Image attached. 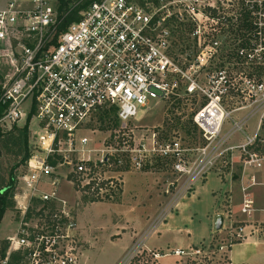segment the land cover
Segmentation results:
<instances>
[{
  "label": "built area",
  "instance_id": "obj_1",
  "mask_svg": "<svg viewBox=\"0 0 264 264\" xmlns=\"http://www.w3.org/2000/svg\"><path fill=\"white\" fill-rule=\"evenodd\" d=\"M82 1L79 19L62 31L57 0H29L28 7L10 1L0 8V68L6 70L0 127L22 121L33 135L14 186L19 222L0 264H79L78 203L70 205L61 194L60 179L84 199L86 193L112 200L121 190L118 175L160 159L170 163L172 179L163 184L158 222L211 174L226 175L236 179L245 218L230 232L239 240L264 239V208L256 207L251 189L260 184L256 174L264 166V73L253 71L264 67V0H243L237 14L218 0ZM151 99L189 102L201 143L188 147L180 135L161 140L155 131L125 130ZM111 108L120 126L111 128L102 148L90 147L85 125ZM251 118L253 132L246 135ZM237 134L239 142L233 141ZM225 196L221 213L227 219L233 199ZM257 211L261 220H254ZM149 252L148 264H158L163 253ZM214 252L208 244L168 251L190 262ZM142 253L130 249L125 260Z\"/></svg>",
  "mask_w": 264,
  "mask_h": 264
},
{
  "label": "rangeland",
  "instance_id": "obj_2",
  "mask_svg": "<svg viewBox=\"0 0 264 264\" xmlns=\"http://www.w3.org/2000/svg\"><path fill=\"white\" fill-rule=\"evenodd\" d=\"M68 2H69V6L74 7L84 1L68 0ZM242 2L243 0H231V2H228L226 0H218L217 4L220 7L229 6V8H231L233 13L237 14L240 7L242 6ZM58 5L59 3L56 6ZM180 37L182 38V35ZM185 43L186 44L188 43V40L186 38H185ZM254 69L255 68H253V71L258 72V75H262L264 73V67H258L257 70ZM5 71L6 70L3 67L0 68V83L3 81L2 74ZM203 76L205 75L203 74ZM203 76H201V79L204 81ZM186 103L187 104H185L184 102H178V104L174 106L172 104H167L164 102L154 103V100L151 99L149 108L146 110H141L133 120L127 123V125L125 126V130L132 128L135 131L138 130V132L139 130L155 131L161 140L171 139L172 137L180 135L182 136L183 143L186 146L195 147L201 143V137L198 132V129L191 121L190 112L187 110L189 102ZM200 103H202V99L197 100V102L192 104L191 107L194 108ZM243 112L244 111H241L240 114H242ZM100 115H101L100 112L95 114V116L92 117L89 120V122L85 125V130L82 132L83 135L87 136L90 139L89 142L90 147L102 148L104 144L109 140L108 138H109V134L111 133V129H105L104 127L108 123V118L112 117V114H109L108 118L105 116L99 118ZM254 124H255V120L254 118H251L249 124H247V127L245 129L246 135H250L253 132ZM117 126H120L119 122ZM13 127L14 128L11 127L10 129L1 132L2 136L0 139V186L2 185V183L4 184L8 181L10 170L14 165L16 166L14 170L15 180L25 170L24 163L22 162L23 152L20 151L21 145L18 143V139L21 138L20 130L23 127V122L21 121L19 123H16L14 124ZM240 140H242V135L240 136L239 134L235 135L233 141L239 142ZM32 142H33V135L31 131H29L27 128L26 130L27 151L29 144H31ZM235 160L237 161L236 157ZM126 169L127 167L126 168L124 167L121 170L123 171ZM143 170L153 172L157 175V177L159 176L160 178L159 184L161 183L164 184V181L172 179V175L170 174V163L165 160L164 161H162L161 159L155 160L153 161L152 165L148 164L147 166H144ZM129 171L136 172L137 170H129ZM256 175L258 177V181H260V184L259 185L257 184V186H254L251 189L255 200V205L258 209H261L264 208V166ZM117 177L122 182V176L119 177L118 175ZM221 177H222L221 179H223V182H225L224 177L223 176ZM233 180L235 181L236 179L233 178ZM59 188L61 194L63 193V195H65L67 200H69L70 205L74 206L75 202L78 203L77 205L74 206V210L75 208H77V206L81 207V205H84L85 203H92V202L117 203L119 201V196H120V193H118V195L114 197V199L112 200L99 201V200H94L93 198H89L85 193V199H84V197L80 193H76V188H74V185L68 183V181L64 180V178L60 179ZM14 191L15 189H13L12 194H14ZM225 193H228L232 196L233 205L231 206V210H232L231 215L233 214V216L230 218L228 217L226 219L221 213L220 215H222V217L225 219V222L222 224V228L218 231H213L211 237L208 239L207 242H201L199 244V245L208 244L210 246V249L215 251L214 254H212L210 258L207 256V257H203L202 259H201L202 256H196V261H191V262L189 258L185 259V264H194V263L208 264L210 262H212L213 264L222 263L226 261L225 255L229 246L232 243L239 241V238H236L235 234L232 235L233 232H230L231 231L230 225L236 227L238 225H241L240 221L245 219L244 216H242L239 213L238 203H239L240 193L236 182L233 183L232 187L228 191H225ZM12 200L14 202L13 206L6 209L0 221V250H1L0 253L6 251L7 248L6 238L14 233L15 228L19 222L20 211L16 208L13 195H12ZM209 205H210V200L208 199V201L206 200L202 204H200L199 211L200 212L204 211L205 207H208ZM219 210L225 212L224 206H222ZM178 212L179 211L177 207L171 213L178 214ZM27 213H28V218H31L32 210L30 208L27 211ZM253 217L254 220L255 219L261 220L263 218V213L257 211L255 212ZM105 220H106L105 211H100L98 209H91V208H87L86 210L84 208V210L82 211L81 221L85 223L86 226H89L88 230H86L85 236L91 242V244L89 243V245L86 246L85 264H148L151 259L149 255L150 253L149 251L152 252L154 250L141 249L143 252L141 258L133 259L132 261H130V263L125 260V258L127 259L126 257L127 252L130 251V249L139 247L136 243H133L131 247L128 248L129 250L126 252V254L119 259L121 255L120 252L121 249L119 247L120 243L119 242L113 243L110 241V236L107 235V231L105 229L106 228ZM170 236H171L170 234L164 235L165 238H168ZM220 246H223L222 247L223 251L219 249ZM158 252L163 253V251H158ZM172 259H174L173 256L167 257L164 259V262L166 261L169 262ZM11 260L18 261V256L13 255ZM156 262L158 263V260Z\"/></svg>",
  "mask_w": 264,
  "mask_h": 264
},
{
  "label": "crops",
  "instance_id": "obj_3",
  "mask_svg": "<svg viewBox=\"0 0 264 264\" xmlns=\"http://www.w3.org/2000/svg\"><path fill=\"white\" fill-rule=\"evenodd\" d=\"M10 1H16L21 7L29 6V0H0V8ZM121 176L122 185L117 203L92 202L76 208L77 231L82 243L79 264H85L86 246L91 244L85 236L89 226L81 221L84 208L105 211L107 235L111 242L120 243L119 259L136 243L141 249L163 251L158 264H185L184 259L173 256L168 250L186 249L207 242L214 231V218L222 212L219 209L224 196L228 194L225 191L235 183L226 175H223V182L222 177L211 174L205 182L196 185L191 197L180 200L178 214L170 212L163 221L158 222L159 210L166 198L162 192L163 184H159V176L147 170L126 171ZM208 199L210 205L200 212V204ZM165 234L171 236L165 238ZM170 256L174 259L164 262ZM225 259L218 264H264V239L247 236L232 243Z\"/></svg>",
  "mask_w": 264,
  "mask_h": 264
},
{
  "label": "trees",
  "instance_id": "obj_4",
  "mask_svg": "<svg viewBox=\"0 0 264 264\" xmlns=\"http://www.w3.org/2000/svg\"><path fill=\"white\" fill-rule=\"evenodd\" d=\"M57 1L59 3V5H58V12L60 14L59 16H60V18H62L59 30L62 31L66 28V26L70 22L79 19V17H80L79 12H80V10L82 11L85 8L86 3L82 2L79 5L72 7V6H69L68 0H57ZM262 4L264 5V2H262ZM242 11H243V18H244L243 20H246V21L249 20L248 29L250 31H253L254 26L252 25V18L250 16V11L247 10V7H245V6H243ZM2 111H3V106H2V104H0V116L2 114ZM100 113H101V115L99 116V118H101L102 116H105L108 118L109 114H112V117L108 118V123L104 127L105 129H111V128L117 126L118 121L115 117V113H114L113 108H111L109 110L101 111ZM12 128H14V127H12ZM26 130H27V125H24L20 130L21 138L18 139V143L21 145L20 151L23 152V155H22V162L23 163L29 155V153L27 151V145H26ZM4 131H6V130H4L3 128L0 127V139L2 136L1 132H4ZM15 167L16 166L14 165L11 168L10 173H9V177H8V181L4 184L2 183V185L0 186V221L3 217L6 209L12 207L14 204V202L12 200V195H13L12 191L14 189L15 182H16L15 177H14ZM91 201H93V200H91ZM4 254H5V252L0 253V258L3 257Z\"/></svg>",
  "mask_w": 264,
  "mask_h": 264
},
{
  "label": "water",
  "instance_id": "obj_5",
  "mask_svg": "<svg viewBox=\"0 0 264 264\" xmlns=\"http://www.w3.org/2000/svg\"><path fill=\"white\" fill-rule=\"evenodd\" d=\"M222 224H223V217L222 215L218 214L213 221V230L214 231H218L222 228Z\"/></svg>",
  "mask_w": 264,
  "mask_h": 264
}]
</instances>
